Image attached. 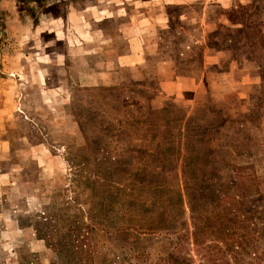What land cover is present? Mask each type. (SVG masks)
<instances>
[{"label": "rangeland", "instance_id": "obj_1", "mask_svg": "<svg viewBox=\"0 0 264 264\" xmlns=\"http://www.w3.org/2000/svg\"><path fill=\"white\" fill-rule=\"evenodd\" d=\"M170 1L0 0V264H199L194 236L257 235L264 0Z\"/></svg>", "mask_w": 264, "mask_h": 264}, {"label": "trees", "instance_id": "obj_2", "mask_svg": "<svg viewBox=\"0 0 264 264\" xmlns=\"http://www.w3.org/2000/svg\"><path fill=\"white\" fill-rule=\"evenodd\" d=\"M261 214L264 216V208ZM252 230L247 226L238 239L216 238L209 244H204L201 238L194 236L193 243L198 253L199 264H264V221L257 229V235H252ZM161 261L163 264L192 262L184 256L174 255Z\"/></svg>", "mask_w": 264, "mask_h": 264}, {"label": "crops", "instance_id": "obj_3", "mask_svg": "<svg viewBox=\"0 0 264 264\" xmlns=\"http://www.w3.org/2000/svg\"><path fill=\"white\" fill-rule=\"evenodd\" d=\"M184 1L186 0H172L170 2H167L169 4H183L185 3ZM144 46V43L141 41H138L137 44L135 45L136 51L140 50ZM138 48V49H137ZM140 53H130L128 56L122 57L126 59V67L130 66H139L138 64L141 63V58H140ZM138 55V56H137ZM232 64L233 62H230V69L229 71H232ZM170 65V58H160L156 62V68L151 69H143L140 73L137 72L136 74H133V72L130 70L131 78L135 79L136 81H142V82H147L151 81L152 77L156 73H162L160 71L161 68H169ZM165 66V67H164ZM150 70V72L148 71ZM231 74V72H229ZM134 77V78H133ZM164 77V76H162ZM162 83H159L158 87V96L160 97L165 96L166 98H178L182 97V95L187 94V93H194V92H200V85H204L203 82L200 79L199 73L197 70L195 71H187L185 74H179V75H174L171 78H164L162 79ZM178 101V100H177ZM174 102L175 99H174ZM182 107L188 108V105L184 104L182 101H178Z\"/></svg>", "mask_w": 264, "mask_h": 264}]
</instances>
